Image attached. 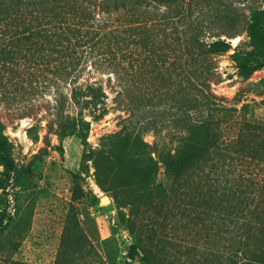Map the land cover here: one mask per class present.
Returning a JSON list of instances; mask_svg holds the SVG:
<instances>
[{
  "label": "rangeland",
  "instance_id": "rangeland-1",
  "mask_svg": "<svg viewBox=\"0 0 264 264\" xmlns=\"http://www.w3.org/2000/svg\"><path fill=\"white\" fill-rule=\"evenodd\" d=\"M245 3L213 61L90 59L0 95V264H264V0Z\"/></svg>",
  "mask_w": 264,
  "mask_h": 264
},
{
  "label": "trees",
  "instance_id": "trees-1",
  "mask_svg": "<svg viewBox=\"0 0 264 264\" xmlns=\"http://www.w3.org/2000/svg\"><path fill=\"white\" fill-rule=\"evenodd\" d=\"M245 1L0 0V95L42 93L59 79L78 78L90 59L117 70L136 69L141 54L142 64L149 57L213 61L230 46L217 31ZM207 34L219 38L209 42ZM88 90L98 98L97 88ZM72 95L79 103L81 88Z\"/></svg>",
  "mask_w": 264,
  "mask_h": 264
}]
</instances>
